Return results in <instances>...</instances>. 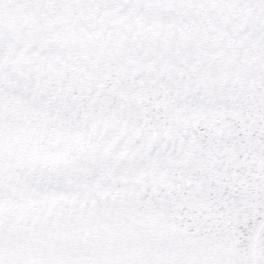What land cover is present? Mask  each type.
I'll list each match as a JSON object with an SVG mask.
<instances>
[{
  "label": "snow or ice",
  "instance_id": "6c2138e0",
  "mask_svg": "<svg viewBox=\"0 0 264 264\" xmlns=\"http://www.w3.org/2000/svg\"><path fill=\"white\" fill-rule=\"evenodd\" d=\"M0 264H264V0H0Z\"/></svg>",
  "mask_w": 264,
  "mask_h": 264
}]
</instances>
